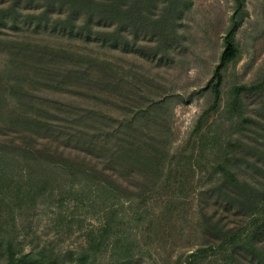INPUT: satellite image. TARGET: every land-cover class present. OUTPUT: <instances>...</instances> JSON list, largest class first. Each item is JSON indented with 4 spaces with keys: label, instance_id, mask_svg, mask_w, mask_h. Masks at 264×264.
<instances>
[{
    "label": "rangeland",
    "instance_id": "rangeland-1",
    "mask_svg": "<svg viewBox=\"0 0 264 264\" xmlns=\"http://www.w3.org/2000/svg\"><path fill=\"white\" fill-rule=\"evenodd\" d=\"M171 1L173 8L168 12ZM151 3L148 20L137 25V38L133 41L126 35L129 51L110 50L95 42L69 39L49 30L39 36L1 31L18 43L67 52L68 65L60 69L62 74H56L62 78L66 69L86 65L88 61H92V77L99 76L96 69L102 66L98 64L116 75L117 88L112 92H102L92 81L87 88L82 84L77 87L81 93L44 89L35 90L34 96L83 109L82 115L88 110V115L103 117L100 123H94L95 118L89 116L86 126L90 134L102 127L107 132L120 123L125 124L139 110L150 112L147 123L143 125L140 121L143 128L137 135L141 133V137L165 149L163 156L169 161L178 160L186 166L185 170L192 167L193 175L186 185L190 186L189 192L185 190L178 195L177 203L172 204L177 208L168 220L164 215L167 195L150 191L153 181L144 183L137 179L131 183L123 179L109 184L102 181V186L89 183L69 187L63 178L46 173L49 185L45 191L41 182L31 186L27 183L28 175L23 172L22 163H6L4 159L0 161V235L13 244L17 253H32L44 261L69 262L86 251L87 234L105 222L109 208L115 215L113 229L125 239L138 264L184 261L202 243L199 229L204 219L222 218L228 228L235 229L244 224L242 218L210 207L212 201L205 199L203 192L215 178L210 169L219 161L217 150L225 152L227 141H241L244 145L235 155L240 177L257 186L264 183V0H244V14L235 36L238 57L223 73L219 109L203 122L202 132L213 138L203 153L193 131L199 116L212 103L209 84L234 13V0H152ZM69 55L80 59L78 64L70 62ZM0 74L4 77L9 74L3 51H0ZM257 84H262L263 89L242 95L241 106L236 111L227 106L234 87ZM7 103L10 108L15 105L13 99ZM150 106L153 111L148 109ZM50 110V114H55ZM113 141L107 140L108 144ZM212 142L216 144L214 151ZM21 144L17 138L11 140L0 135V157L6 148ZM34 145L39 147L40 141ZM29 171H34L30 176H40L37 167ZM158 186L160 183L155 189ZM101 187L106 190L98 191ZM39 189L41 194L28 196V191ZM140 193L144 197H139ZM116 254L108 243L96 262L110 264L117 258Z\"/></svg>",
    "mask_w": 264,
    "mask_h": 264
},
{
    "label": "trees",
    "instance_id": "trees-1",
    "mask_svg": "<svg viewBox=\"0 0 264 264\" xmlns=\"http://www.w3.org/2000/svg\"><path fill=\"white\" fill-rule=\"evenodd\" d=\"M151 1L0 0V31L5 29L11 31V35L30 33L39 36L49 30L69 39L95 42L110 50L129 51L130 42L126 35L133 41L137 38V25L148 20L147 13L152 7ZM234 3V13L225 32L222 51L209 84L212 103L199 116L193 131L201 153L207 149V143L213 140L202 132L203 122L208 119V115L219 109L223 73L238 57L235 36L241 26L244 0H234ZM172 6L171 1L166 11H171ZM5 33L0 32V51L6 56V71L9 74L6 77L0 74V135L8 136L11 140L17 138L22 144L3 150L0 161L5 159L6 163H22L20 166L28 175L27 183L31 186L41 182L45 191L49 185L46 173L63 178V181L69 183V187L89 183L102 186V181L109 184L110 181L117 183L123 179L131 183L137 179L144 183L153 181L150 191L156 190L167 195L164 203H167L168 207L164 215L169 220L177 208L172 204L177 203L178 195L190 190V186L186 185L193 171L192 167L185 170L186 166L178 160L175 163L169 161L166 155L163 156L165 149L158 148L144 136L141 137L140 132L137 135L144 123H147L150 112L139 110L138 114L133 113L125 124L120 123L107 132H103L102 127L97 129L96 133L90 134L89 127L86 126L87 121H90L89 116L95 118L94 123H100L103 117L88 115V110H85L86 115H82L80 111L83 109L70 107L59 101L42 100L34 96L35 90L52 89L60 93H81L82 90L77 88L80 84L87 88L86 86L94 81V85L102 89V92H112L117 88L116 75L109 74L110 70H105L103 64H98L102 66L96 69L99 76L92 77V61H88L86 65L66 69V75L59 77L56 74L61 73L60 69L65 68L64 65H68L67 52L47 51L34 43H18ZM69 59L76 64L80 61L70 55ZM66 81L76 84V87ZM261 89L262 84L236 86L232 90V100L227 106L236 111V108L241 106L242 95L260 92ZM8 99L15 101L12 108L7 106ZM50 109L55 114H50ZM148 109L153 111L152 106ZM54 115L61 116L59 118ZM244 122L246 119L242 123ZM104 123L103 121V125H106ZM108 139L114 141L108 144ZM37 140L40 141L39 147L34 145ZM213 143L212 151L216 147ZM243 146L241 141H227L226 147L223 148L225 152L217 150L219 161L210 169V174L215 178L203 194L205 199L212 201L210 207L219 208L224 214L242 218L244 224L238 223L240 227L235 229L228 228L222 218L216 221L204 219L199 229L202 243L188 254L184 261H177V264H202L206 260L207 264H264V183L257 182V186L240 177L241 171L238 169L235 155ZM42 166L47 169H42ZM33 167L39 169L41 178L30 176L34 171L29 170ZM182 176L183 179L180 178ZM157 183H160V186L155 189ZM102 189L104 187L97 188L98 191ZM39 191L40 189L27 193L32 197L42 193ZM139 195L144 197V193ZM109 209L105 222L87 234L86 251L76 258H71L69 262L49 259L44 261L32 253H17L13 244L6 242L0 235V264H97L102 249L108 243L114 253H118L117 258L112 259L110 264H138L130 253V246L126 245L125 239L113 229L115 215L114 211Z\"/></svg>",
    "mask_w": 264,
    "mask_h": 264
}]
</instances>
